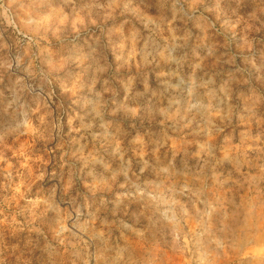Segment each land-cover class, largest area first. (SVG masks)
Returning a JSON list of instances; mask_svg holds the SVG:
<instances>
[{"label":"rangeland","instance_id":"374dc122","mask_svg":"<svg viewBox=\"0 0 264 264\" xmlns=\"http://www.w3.org/2000/svg\"><path fill=\"white\" fill-rule=\"evenodd\" d=\"M0 264H264V0H0Z\"/></svg>","mask_w":264,"mask_h":264}]
</instances>
